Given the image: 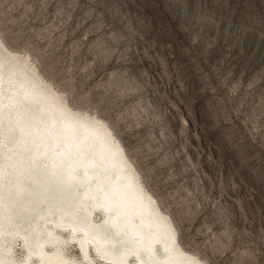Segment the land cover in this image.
<instances>
[{"label": "rangeland", "instance_id": "1", "mask_svg": "<svg viewBox=\"0 0 264 264\" xmlns=\"http://www.w3.org/2000/svg\"><path fill=\"white\" fill-rule=\"evenodd\" d=\"M0 40L72 108L109 124L184 249L204 264H264V0H0ZM73 198L35 218L43 239L56 212L81 209ZM81 201L110 232L98 204ZM7 232L0 255L37 264L36 245ZM59 234L63 255L87 264Z\"/></svg>", "mask_w": 264, "mask_h": 264}, {"label": "bare ground", "instance_id": "2", "mask_svg": "<svg viewBox=\"0 0 264 264\" xmlns=\"http://www.w3.org/2000/svg\"><path fill=\"white\" fill-rule=\"evenodd\" d=\"M0 46V143L6 148L0 149V232H19L26 250L36 245L37 264H75L62 253L60 231L69 234L87 264H93L92 249L106 264H204L182 247L172 219L144 187L109 124L99 116L72 108L27 60L18 61L6 52L1 40ZM20 63L26 66L21 69ZM52 156L54 161L50 164ZM24 162L25 167L19 168ZM45 168L46 175L52 176L47 178L37 172ZM77 170L83 171L77 177L85 188L80 200L73 187L76 183L71 186L77 180ZM41 174L51 186L58 180L67 185L71 196H77L69 206L81 207L76 214L69 211L67 217L56 212L48 239H43L34 223L36 217L54 213L52 208H46L53 196L44 202L36 198L41 195L37 185ZM3 191L7 196L1 198ZM15 196H25L15 213L23 206L29 205L30 210L5 221L6 210ZM80 201L98 204V211L105 217L103 226L110 232L89 220L92 208L82 207L84 203L79 204ZM77 214L86 216L87 222L79 221ZM0 259V264H12L1 255ZM24 259L28 261L29 255Z\"/></svg>", "mask_w": 264, "mask_h": 264}, {"label": "water", "instance_id": "3", "mask_svg": "<svg viewBox=\"0 0 264 264\" xmlns=\"http://www.w3.org/2000/svg\"><path fill=\"white\" fill-rule=\"evenodd\" d=\"M26 102L25 105H28V106H32L31 103L27 102V101H24ZM24 104H22L21 106H23ZM18 132V131H16ZM11 133V131H10ZM54 161L53 159V156H52V159H50L49 163L51 164V162ZM25 164H27L26 162L24 163H20L19 164V168H22ZM25 167V166H24ZM47 168L44 169V171H37L39 173H42L44 176H46L47 178L52 176V175H46V170ZM35 171H33L32 175L34 174ZM37 173V174H39ZM41 174V179L37 182L39 185V188H41V191H40V194L38 197V200H40L41 202H44V200L47 198V197H51L53 196V199L51 202H49L50 204V209L53 207H55L56 209H63L67 206V203L69 201V199L72 197L71 196V189H69V187L67 185H65L62 181L58 180V183L55 184V185H49L48 184V179H46L45 177H43ZM31 177V175H30ZM25 180H28L27 178H25ZM22 191V190H21ZM51 195V196H50ZM7 194L5 193V191H3V193L1 194V198H4L6 197ZM25 198V196L21 197V196H15L13 201H11L8 205V209L6 210V215H5V221L7 220H11V219H17L19 217V215L23 214V213H26L27 211L30 210V208L28 206H23L21 207V209H19V212L18 213H15V207L17 206L18 203H20L21 201H23ZM29 209V210H28ZM71 219V217H70ZM78 219H81L80 217H78ZM39 224V223H38Z\"/></svg>", "mask_w": 264, "mask_h": 264}]
</instances>
